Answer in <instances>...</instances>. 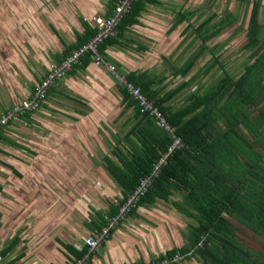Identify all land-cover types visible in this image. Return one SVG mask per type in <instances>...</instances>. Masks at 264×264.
<instances>
[{
    "label": "trees",
    "instance_id": "obj_1",
    "mask_svg": "<svg viewBox=\"0 0 264 264\" xmlns=\"http://www.w3.org/2000/svg\"><path fill=\"white\" fill-rule=\"evenodd\" d=\"M116 1L107 0L110 9ZM156 2H132L117 25V33L98 46L104 62L119 66L105 57L104 49L119 43L124 32L139 22L145 6ZM259 5L260 0L252 1L243 45L248 51V61L236 77L226 71L220 58L213 54L215 49L209 47V41L232 22L231 13H226L217 24L211 23V16L196 27L185 26L184 30H192L194 40L198 38L200 44L181 66L169 70L172 77H181L172 88L165 90V74L156 76L147 70H132L124 72L123 76L116 69L153 101L174 127V134L181 139V146L166 157L151 185L137 200V207H144L156 199L169 201L172 194L178 193L181 197L171 201L172 206L194 221L186 235L187 244L167 250L159 255L160 258L175 252L185 253L191 248L193 252L186 258L198 255L203 264H264L263 254L243 245L237 237V228L230 221V218L235 219L264 239V44L260 38ZM191 14V11L178 13L172 28L188 21ZM87 20L81 18L83 31L76 32L74 41L63 46L57 64L92 37L94 28ZM52 29L58 34L55 28ZM209 51L213 59L197 69L193 76L185 78ZM90 62H93V54L84 53L68 73L74 69L82 70ZM214 70L219 72V78ZM202 79L212 81L203 83ZM192 84L197 86L189 91L185 104L172 107L170 100L183 89L191 88ZM117 88L122 109L129 110L126 120L131 124L115 140L112 153L117 161L107 159L105 169L121 188V204L139 179L148 174L167 151L171 139L147 111L142 112L137 101L118 82ZM31 112L23 117H29ZM116 210L117 206L110 203L107 211L99 212L101 223L97 229ZM134 210L132 208L130 213ZM86 250L87 247H83L77 256Z\"/></svg>",
    "mask_w": 264,
    "mask_h": 264
},
{
    "label": "crops",
    "instance_id": "obj_2",
    "mask_svg": "<svg viewBox=\"0 0 264 264\" xmlns=\"http://www.w3.org/2000/svg\"><path fill=\"white\" fill-rule=\"evenodd\" d=\"M193 1L157 0L156 3L145 6L138 18L139 22L130 26L124 32L123 38L119 39L121 44L117 43L104 49L105 57L114 60V57L123 55L134 60L137 55L135 48L127 47L123 40L135 41L129 33L136 29L144 34L145 42L160 44L161 32L157 31L160 23L155 16L159 8L169 13L175 11L168 32L184 24L180 33H186L184 28L187 24H192L189 17L193 14L191 8L186 5H191ZM210 4H218V1L205 0L204 9H208ZM93 8V5L89 6L86 14L78 11L79 23L78 26H71V38L63 36L60 40L56 39L52 28H55L58 34H61V31L54 22H45L47 32L53 40H46V44L49 42L47 54L45 58L34 56L37 61H28V49L23 52L20 48L25 45L13 44L12 40L16 41L14 36L11 38L9 35V40L3 38L2 46L0 41V112L27 98L46 71L57 64V56L63 46L74 41L76 32L83 31L80 22L82 17L85 19L93 14L107 15L111 11L107 3L103 13H98L97 9L95 11ZM189 11L192 14L188 21L185 20L172 28L176 15ZM71 12L69 9V13ZM41 21L44 22L42 18ZM88 24L91 25L90 22ZM197 25L192 24V27ZM191 39L194 40L193 34ZM152 45L150 46L153 49ZM121 46L126 49L120 48ZM146 52L150 53V50L147 49ZM106 63L110 62L105 61ZM117 63L124 64L122 60ZM105 64L96 67L90 62L82 70H72L48 90L38 109L31 112L29 117L24 116L19 120L27 127L32 121L40 123V132L28 131L26 128L21 130L16 124L8 125V130H3V127L0 129V264H74L76 259L83 257L84 264H148L153 259L160 258L159 255L165 254L170 248L187 244V236L186 240H181L180 245L171 241V238L161 237L167 232L171 234V216L168 217L167 226L163 222L160 232H157L155 227L148 232L140 229V235L139 223L136 221H149L145 220L147 217L142 213L149 212L150 215L152 210H147L146 206H138L120 221L106 241L95 250L89 251L87 248L85 253L77 256L86 246L83 239L98 230L97 226L101 223L98 213L107 211L110 203L118 207L121 199L120 186L105 169L107 159L117 161L112 153L116 142L111 143L108 151L106 143L99 137L101 131L98 130L97 124L101 122L95 111L98 104L104 100H100L98 95L106 96L114 82L113 77L106 72ZM202 82L205 80L202 79ZM164 84L165 90L176 85L168 86L165 81ZM115 86L117 88V83ZM188 88L177 94L184 93L186 97ZM192 89L193 87L189 88V91ZM177 94L173 97L175 101ZM9 98H13L14 103ZM38 110L41 122L35 117V111ZM100 119H106L107 122V119L112 118L110 115L101 114ZM108 138L111 140L110 136ZM110 183L115 184L118 189L110 190ZM172 196L175 200L181 197L178 193ZM114 200L118 201V205ZM160 200L162 199H156L152 203V209L160 207ZM166 211L160 212V215L166 214ZM169 215L175 216L172 211ZM149 217L148 219H151ZM154 225L157 226L152 224ZM189 226L190 224L187 232ZM158 235L160 238L156 237ZM198 262L203 264L201 257L194 255L175 264H199Z\"/></svg>",
    "mask_w": 264,
    "mask_h": 264
},
{
    "label": "rangeland",
    "instance_id": "obj_3",
    "mask_svg": "<svg viewBox=\"0 0 264 264\" xmlns=\"http://www.w3.org/2000/svg\"><path fill=\"white\" fill-rule=\"evenodd\" d=\"M94 1L95 2H93V0H0L1 46L3 45L2 39L5 38L6 40L7 38L9 40L10 38L8 36L11 35V38L12 36H14L15 40L17 41L14 42L12 40L13 44L25 45L24 48H20L23 52L28 49V61H37L36 59H34V56L45 58L47 54L46 49L48 48L47 44H49V42H47L46 44V40H53L50 33L47 32L48 27L45 22H54L57 29L61 31V34H53L56 39L60 40L63 36H70L71 38L73 36L69 33L70 28L71 26H78L79 22L77 16L80 13L86 14L88 12V7L92 5L95 11L97 9L96 12L103 13L104 6L107 2H105V0ZM217 1L218 4L208 5V9H204L205 0H194L191 5H186V7L191 8L193 12L192 16L189 17V20L193 24V26H195L196 24H199L200 22L205 20L207 17L213 16L211 19V23L217 24L226 13L232 14V22L224 27L220 33L216 34V36L214 37L215 39L209 41V47H213L215 49L213 54L220 58V61L223 63L226 71L233 77H236L241 73L244 63L248 61V51L244 49L243 45L246 42V27L253 0ZM69 9L72 10L71 13H69ZM78 11H80V13ZM174 14L175 11L169 13L164 12L160 8L158 9V13L155 14V16H157L158 18V22L160 23L157 28V31L161 32L159 34L161 38L160 44L157 42H145L143 39L145 38L144 34L140 33V31L137 29L129 33L130 36L135 38V41L131 40L130 42L123 40V44L127 47L135 48V53L137 55L136 57H134V60H130L132 58L129 59L127 57H124L123 55L113 58L116 62H121V60L124 62V64L121 63L119 67L115 63H113L115 65V68L121 75L124 74L123 72H129L134 70L135 68V70L137 71L145 69L150 73V75L157 76L160 74H165L166 78L164 81L168 86H170V84L174 85L177 82L181 81L180 76L178 78L171 77V73L169 72V70L172 67L181 66L183 62H185L186 58L198 48L200 40L198 38L195 40L191 39V36L193 34L192 30H188L186 33H180L181 29L184 27V24L180 25L175 30L168 32L167 29L172 22ZM91 16H88L86 19H90ZM41 18L44 20V22L41 21ZM259 21L261 24L260 38L262 43L264 44V0H260ZM150 45L153 46L154 50ZM120 48L126 49V47L122 46ZM147 49L150 50V53L146 52ZM11 55L14 57L13 53ZM212 59L213 57H211L210 51L209 53L205 52L204 57H202L201 60H199V62L189 71L185 78L193 76L197 69L201 68V66L203 67L206 62L209 63ZM94 65H96V67L101 66L95 63ZM105 70L108 75H110L107 67L105 68ZM214 71H216V78H219V72L217 70ZM110 77L112 76L110 75ZM207 78L208 75L205 76L206 80ZM112 79L114 81L113 86H111L106 96L98 95V98L100 100H104L95 108L98 120H100L101 122L97 124L98 130L101 131L99 132V137L102 142L106 143L108 151L110 149L111 143H114L117 137L123 135V133L129 128L131 124L126 120L127 116L129 115V110L122 109L121 97L115 86V83H117V81L114 78ZM195 81L197 82V77L195 78ZM210 81H212V79H210ZM210 81L205 82L210 83ZM197 84H200V82H198ZM195 86L197 85L192 84L191 88ZM17 94H19V92L16 93V95ZM9 99L12 100L13 98ZM185 101L186 100L184 97V93H181L177 94L176 101L174 100V98H172L169 103L175 104L172 105V107L176 108L185 104ZM2 111L3 110H1V112ZM1 112L0 115L4 111L2 113ZM35 112L37 114L35 115V117L38 118L37 120H39V122H41L39 117V110ZM101 114L107 116L110 115L112 119H107L106 122V119L105 121L104 119H100ZM28 121L30 122L29 119ZM11 124H16L17 127H20L19 129L26 128L28 129V131L40 132L41 129L40 123L37 124L32 121V123L29 124L30 126L27 127V125L23 124V122L19 120L17 122H11L9 124L2 125L0 126V129L3 127V130H8L7 126ZM109 136L111 140H109ZM111 185L112 183H110V185L108 186L110 190L116 191L118 189L115 184H113L112 186ZM170 199V202L160 200V207L157 206L158 209H152L154 208L153 204L147 205L146 209L152 210V212L150 213V215L148 214L149 212H144L142 214H144V217H147L145 218V220L149 221L144 222V220H139L140 222L136 221V223H139L138 231L142 229L143 231L148 232V230L155 227L158 229L157 232H160L161 228L163 227V222L164 225L167 226L169 221L168 217L171 216L172 218L170 219V221L173 222V225H171L170 227L171 234L167 232L165 235H161V237L169 239L171 238V241L176 242L177 245H180L182 239L186 240V235L183 232L189 234V232H187L188 225L190 223H194V221L185 216L184 213L182 214V212L180 213V211L178 212L176 209L172 208L171 201L175 199L173 196ZM138 210L142 211L140 209ZM165 211L167 212L166 214L160 215ZM171 211L174 212L175 216L169 215ZM151 214H153L154 216H151ZM148 217L151 219H148ZM230 221L237 228L236 234L240 242H242L243 245L249 248L258 249L264 257V239L261 236H257L256 234H254L252 230H249L247 227L238 223L235 219L230 218ZM152 224H157V226H152ZM175 227L181 229L178 230ZM182 230L183 232H181ZM139 234L141 235V231H139ZM173 234H175V236H173ZM156 237L160 238V235ZM198 263L200 264V262Z\"/></svg>",
    "mask_w": 264,
    "mask_h": 264
},
{
    "label": "built area",
    "instance_id": "obj_4",
    "mask_svg": "<svg viewBox=\"0 0 264 264\" xmlns=\"http://www.w3.org/2000/svg\"><path fill=\"white\" fill-rule=\"evenodd\" d=\"M133 1L134 0H117L113 4L109 14H94L91 16L88 21L94 28V34L92 37L86 43L73 49L70 55L67 56L62 62L51 66L46 71L45 76L38 81L27 98H24L19 103H16L5 110L0 115V126L9 124L10 122H17L27 112L38 109L42 100H44L46 97L48 90L55 86L65 75H67L68 71L75 63L79 62L81 56L84 53L89 52L93 54V63L98 65L105 64L102 55L98 51V46L106 38L116 34L118 23L120 22L123 14L128 12ZM105 67H107L109 74L119 84H121V86H123L130 96H132L137 101L142 112L147 111L155 119L157 125L167 132L171 142L167 151L162 154V156H160L156 164H154L152 167L151 171L139 179V183L127 196L126 200H124V202L119 205L118 201L114 200V202L118 205L116 212L109 216L105 223L98 230L87 235L83 239V242L89 251L95 250L99 245L102 244V242L106 241L110 235V232L115 229L120 221H122L131 212L132 208H137V200L151 185L152 180L159 172V167L161 164L166 162V157L172 153L174 149L181 146V139L174 134V127L166 121L159 109L154 106L153 101L143 94L139 87L127 81L125 77L119 75L113 65L106 63ZM190 249L185 253L175 252L172 256L153 259L148 264H170L172 262H178L188 256H191L193 251ZM84 259V257L76 259L74 264H84Z\"/></svg>",
    "mask_w": 264,
    "mask_h": 264
}]
</instances>
